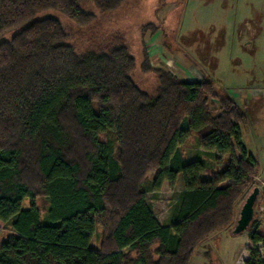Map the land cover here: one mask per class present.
Segmentation results:
<instances>
[{
	"label": "trees",
	"instance_id": "obj_1",
	"mask_svg": "<svg viewBox=\"0 0 264 264\" xmlns=\"http://www.w3.org/2000/svg\"><path fill=\"white\" fill-rule=\"evenodd\" d=\"M128 1L0 0V222L10 230L0 264H194L253 184L247 115L226 90L152 67L145 46L139 66L126 43L78 49L47 14L82 29ZM137 67L152 86L135 77ZM191 135L215 164L230 157L215 177L199 178L212 166L200 156L184 159L180 146ZM178 175L183 190L161 224L146 193ZM98 224L105 235L94 249ZM252 225L245 264H264L256 248L264 236Z\"/></svg>",
	"mask_w": 264,
	"mask_h": 264
},
{
	"label": "rangeland",
	"instance_id": "obj_2",
	"mask_svg": "<svg viewBox=\"0 0 264 264\" xmlns=\"http://www.w3.org/2000/svg\"><path fill=\"white\" fill-rule=\"evenodd\" d=\"M51 13L70 29L71 43L76 48L126 43L139 66L140 51L145 46L152 67L166 69L183 80L209 77L246 112L247 121L241 126L242 141L258 161L257 173L252 178V186L236 203L232 225L205 239L194 256V264H245L252 247L251 242L245 247L246 241H250L249 231L233 235L231 229L244 198L254 186L259 187V193L251 229L264 236V0H165L163 4H159V0H130L115 11L111 19L82 29L58 13L47 14ZM148 23L156 30L149 27L142 35L141 28ZM134 75L147 83L145 86H152V75H143L139 67ZM180 149L185 160L200 156L212 165L199 174L200 179L215 177L214 172L221 171L230 160L227 155H219L220 162L215 164L200 150L193 135ZM154 174H148V178L153 179ZM228 182L230 180L219 185ZM182 190V179L178 175L173 185L164 181L158 191L146 193V201L161 224L168 223ZM29 204L26 198L22 207L27 208ZM37 204L41 208L45 206L41 197L37 198ZM9 231V227L0 222V243ZM104 235L98 224L90 247L102 248Z\"/></svg>",
	"mask_w": 264,
	"mask_h": 264
},
{
	"label": "water",
	"instance_id": "obj_3",
	"mask_svg": "<svg viewBox=\"0 0 264 264\" xmlns=\"http://www.w3.org/2000/svg\"><path fill=\"white\" fill-rule=\"evenodd\" d=\"M259 193V187L254 186L244 198L231 229L233 235L246 231L254 215V203Z\"/></svg>",
	"mask_w": 264,
	"mask_h": 264
},
{
	"label": "built area",
	"instance_id": "obj_4",
	"mask_svg": "<svg viewBox=\"0 0 264 264\" xmlns=\"http://www.w3.org/2000/svg\"><path fill=\"white\" fill-rule=\"evenodd\" d=\"M256 247L259 252L260 259L264 261V243L258 242Z\"/></svg>",
	"mask_w": 264,
	"mask_h": 264
},
{
	"label": "crops",
	"instance_id": "obj_5",
	"mask_svg": "<svg viewBox=\"0 0 264 264\" xmlns=\"http://www.w3.org/2000/svg\"><path fill=\"white\" fill-rule=\"evenodd\" d=\"M249 242H250L249 240L246 241L245 247H247L249 245Z\"/></svg>",
	"mask_w": 264,
	"mask_h": 264
}]
</instances>
